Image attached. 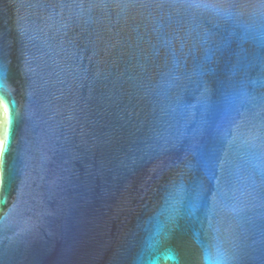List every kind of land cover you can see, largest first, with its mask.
Masks as SVG:
<instances>
[{
	"label": "water",
	"instance_id": "1",
	"mask_svg": "<svg viewBox=\"0 0 264 264\" xmlns=\"http://www.w3.org/2000/svg\"><path fill=\"white\" fill-rule=\"evenodd\" d=\"M0 264H264V0H0Z\"/></svg>",
	"mask_w": 264,
	"mask_h": 264
}]
</instances>
